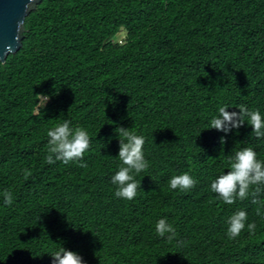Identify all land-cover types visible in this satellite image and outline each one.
I'll return each mask as SVG.
<instances>
[{
    "label": "trees",
    "instance_id": "16d2710c",
    "mask_svg": "<svg viewBox=\"0 0 264 264\" xmlns=\"http://www.w3.org/2000/svg\"><path fill=\"white\" fill-rule=\"evenodd\" d=\"M38 93L50 96L40 114ZM240 104L264 114V0H41L0 62V191L13 196L0 198V264H51L58 246L85 264H264V191L227 204L209 187L239 148L264 160L247 123L223 143L207 129ZM65 119L89 133L86 167L45 161L47 130ZM117 127L146 138L132 200L110 182ZM182 172L197 184L169 189ZM239 209L245 228L230 238ZM161 217L172 240L155 232Z\"/></svg>",
    "mask_w": 264,
    "mask_h": 264
},
{
    "label": "clouds",
    "instance_id": "9594fccd",
    "mask_svg": "<svg viewBox=\"0 0 264 264\" xmlns=\"http://www.w3.org/2000/svg\"><path fill=\"white\" fill-rule=\"evenodd\" d=\"M33 111L42 113L50 96L45 93L33 95ZM227 105H221L208 123L207 129H215L224 133L219 137L220 143L225 141L229 132L247 123L251 126V134L256 138L264 137V114L259 109H250L244 104L236 106L237 111H227ZM115 134L118 139L117 156L120 166L111 175L110 182L115 185L113 195L117 198L132 200L139 189L140 180L135 177L148 168L149 162L145 158V136L129 128L117 127ZM48 137V154L45 156L47 164L60 161L64 164L78 163L81 168L87 163L81 159L90 147L89 133L82 127L72 126L67 119L50 127L46 133ZM154 146V145H153ZM228 170L222 172L210 182V190L217 194V199L232 204L235 199L243 200L247 196L264 191V160L259 159L253 147L239 148L226 156ZM197 184V180L189 173L182 172L172 175L168 180V187L172 190L187 191ZM255 186L250 193V187ZM0 198L4 206L13 203L12 193L8 190L0 191ZM247 213L244 209L235 211L227 218L226 233L230 238L236 237L245 228ZM255 222L247 223V230H255ZM155 232L160 237L172 240L176 236V229L168 222L167 217L159 218L154 225ZM180 245L181 242L177 241ZM51 264H85L82 257L71 250L58 246L49 255Z\"/></svg>",
    "mask_w": 264,
    "mask_h": 264
},
{
    "label": "water",
    "instance_id": "95a60500",
    "mask_svg": "<svg viewBox=\"0 0 264 264\" xmlns=\"http://www.w3.org/2000/svg\"><path fill=\"white\" fill-rule=\"evenodd\" d=\"M41 0H0V62L22 44L24 20Z\"/></svg>",
    "mask_w": 264,
    "mask_h": 264
},
{
    "label": "rangeland",
    "instance_id": "374dc122",
    "mask_svg": "<svg viewBox=\"0 0 264 264\" xmlns=\"http://www.w3.org/2000/svg\"><path fill=\"white\" fill-rule=\"evenodd\" d=\"M123 36H124V32H119V33L113 38V41H114V42L122 41Z\"/></svg>",
    "mask_w": 264,
    "mask_h": 264
}]
</instances>
